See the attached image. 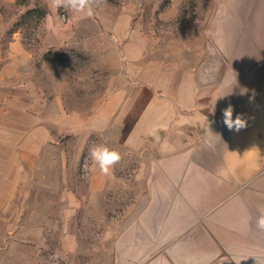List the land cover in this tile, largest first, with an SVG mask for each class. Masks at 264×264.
Returning <instances> with one entry per match:
<instances>
[{
  "label": "rangeland",
  "instance_id": "obj_1",
  "mask_svg": "<svg viewBox=\"0 0 264 264\" xmlns=\"http://www.w3.org/2000/svg\"><path fill=\"white\" fill-rule=\"evenodd\" d=\"M229 104L264 129V0H93L91 17L0 0V146L22 150L7 166L0 264H117L129 242L223 220L194 155L184 176L164 162L204 141ZM96 146L121 154L107 175ZM230 199V220L264 241L252 203Z\"/></svg>",
  "mask_w": 264,
  "mask_h": 264
},
{
  "label": "crops",
  "instance_id": "obj_2",
  "mask_svg": "<svg viewBox=\"0 0 264 264\" xmlns=\"http://www.w3.org/2000/svg\"><path fill=\"white\" fill-rule=\"evenodd\" d=\"M206 66L203 64L199 69L198 80L201 83H207ZM256 129L257 125L254 127L247 123L246 128L236 132L228 130L224 124H215L206 132L204 141L191 146V152L182 157H168L164 162L168 178L173 173L184 176L185 171H180L183 160L190 165L194 155L190 172L193 170L196 176H202L201 170L209 171L211 178H208L202 195L216 197L212 210L221 209L223 220L212 221L201 228L192 226V230L183 224L169 227L171 232H166L165 236H154L149 242H144L141 249L135 247L136 241L129 242L128 245L133 247L129 248L127 255L122 248L116 249L117 264H215L220 261L222 264H264V241L255 232L247 235L240 221H232L229 217L232 197L247 198L257 217L264 213V129ZM196 150L201 153L204 150L205 153L197 155ZM21 158L22 150L19 148L0 146V208L4 206L6 197L13 195L17 176L12 175L17 165H21ZM8 165L16 167L11 172ZM234 179L238 185L232 184ZM177 183L179 186L180 182ZM177 183L173 187H177ZM149 184L154 190L155 185L151 181ZM160 188L162 191L165 189L161 184ZM219 198H222V203ZM241 204L245 203L241 201ZM173 233L178 235L171 237Z\"/></svg>",
  "mask_w": 264,
  "mask_h": 264
},
{
  "label": "clouds",
  "instance_id": "obj_3",
  "mask_svg": "<svg viewBox=\"0 0 264 264\" xmlns=\"http://www.w3.org/2000/svg\"><path fill=\"white\" fill-rule=\"evenodd\" d=\"M54 7H67L72 12L83 13L87 17L93 15V0H52ZM234 108L229 104L222 110V121L226 128L230 131L239 132L247 127V121L242 114H236L233 118ZM93 161L99 166L102 174L107 175L113 166L121 160V154L115 149H109L107 146H96L90 153ZM69 196L71 194L69 193ZM73 200L75 197H71ZM257 229L264 231V213L256 218Z\"/></svg>",
  "mask_w": 264,
  "mask_h": 264
},
{
  "label": "bare ground",
  "instance_id": "obj_4",
  "mask_svg": "<svg viewBox=\"0 0 264 264\" xmlns=\"http://www.w3.org/2000/svg\"><path fill=\"white\" fill-rule=\"evenodd\" d=\"M235 59V58H234ZM216 70V69H215ZM177 229V228H176ZM178 230V229H177ZM167 234V233H166ZM120 263V262H119ZM251 263V262H250ZM253 263V262H252Z\"/></svg>",
  "mask_w": 264,
  "mask_h": 264
}]
</instances>
